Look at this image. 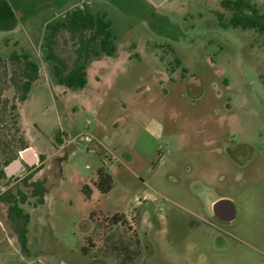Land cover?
Returning a JSON list of instances; mask_svg holds the SVG:
<instances>
[{
    "label": "rangeland",
    "instance_id": "1",
    "mask_svg": "<svg viewBox=\"0 0 264 264\" xmlns=\"http://www.w3.org/2000/svg\"><path fill=\"white\" fill-rule=\"evenodd\" d=\"M223 1L0 0V264H137L143 228L154 262L264 264V33L230 26ZM77 9L112 22L117 52L92 61L87 86L73 90L47 55L49 26ZM54 42L72 67L77 40L61 30ZM15 52L40 67L24 102ZM18 160L27 170L8 175ZM39 167L31 181L48 194L34 207L24 181ZM18 191L29 196L27 251L1 201ZM220 199L234 203V221L214 215Z\"/></svg>",
    "mask_w": 264,
    "mask_h": 264
},
{
    "label": "trees",
    "instance_id": "2",
    "mask_svg": "<svg viewBox=\"0 0 264 264\" xmlns=\"http://www.w3.org/2000/svg\"><path fill=\"white\" fill-rule=\"evenodd\" d=\"M222 6L232 13L229 21L230 26L245 30L254 29L257 32L264 33V11L261 12L253 0H224ZM220 17L223 22V15ZM224 25L226 26V24ZM49 28L52 31L49 37L47 58L55 63L54 77L57 84L68 89L79 90L85 88L88 83V67L92 61L104 55L114 56L117 52L112 22L105 15L94 14L86 9H77L69 12L64 21L50 25ZM61 30L68 31L79 45L77 57L72 67L68 66L54 52V38ZM11 58L23 63L21 83L16 76L12 78V81L17 93L20 94L18 100L24 102L30 94L33 83L39 78L40 67L27 52L23 54L15 52ZM60 142L62 143V141ZM40 170L41 167L32 170L24 181L32 189L31 197L36 199V202L33 203L34 207L44 204L48 194L45 180L31 181ZM97 176L98 189L102 193H109L114 186L111 175L104 168H100ZM29 181L31 182L29 183ZM83 192L87 198H90L91 189L88 185L83 187ZM28 200L29 196L22 191H18L17 195L7 192L1 197V201L6 202L9 206L8 217L14 225L23 251L28 250V226L31 216L21 205L27 204Z\"/></svg>",
    "mask_w": 264,
    "mask_h": 264
},
{
    "label": "water",
    "instance_id": "3",
    "mask_svg": "<svg viewBox=\"0 0 264 264\" xmlns=\"http://www.w3.org/2000/svg\"><path fill=\"white\" fill-rule=\"evenodd\" d=\"M23 157H25L30 164L35 163V157L32 155L31 150L24 151ZM22 170L26 171L27 168L23 166L22 161L18 160L7 167V174L12 175L14 172ZM214 215L225 222H232L237 217V209L234 203L229 199H220L213 204Z\"/></svg>",
    "mask_w": 264,
    "mask_h": 264
},
{
    "label": "flooded vegetation",
    "instance_id": "4",
    "mask_svg": "<svg viewBox=\"0 0 264 264\" xmlns=\"http://www.w3.org/2000/svg\"><path fill=\"white\" fill-rule=\"evenodd\" d=\"M146 215H148V213H146ZM149 217L150 219L153 220L151 216ZM148 235H149V232L143 228L141 232V238L139 241L140 242L139 245H141V247L138 250L139 257H138L137 264H173L167 260L158 261V262L153 261V257L155 256V245L152 242V240L148 237ZM181 262H182L181 264H191L190 261H188L187 259H182Z\"/></svg>",
    "mask_w": 264,
    "mask_h": 264
},
{
    "label": "crops",
    "instance_id": "5",
    "mask_svg": "<svg viewBox=\"0 0 264 264\" xmlns=\"http://www.w3.org/2000/svg\"><path fill=\"white\" fill-rule=\"evenodd\" d=\"M38 158V157H37ZM23 159L25 160V161H28V160H26L25 159V157H23ZM48 159V158H47ZM28 165H30V166H33V165H36V160H35V163H33V164H30L29 163V161H28ZM12 223V222H11ZM11 223H9L8 221H5V224L7 225V226H11V229L13 230V232H15V229H14V225L12 226L11 225ZM86 223L88 224L87 226H86V231L88 232V233H90V231H92L93 230V227H94V222L92 221V214H91V216H90V219H89V221L87 220L86 221ZM92 229V230H91ZM16 233V232H15ZM17 235V234H16ZM17 239H18V236H17ZM19 241V240H18ZM85 257H87L88 255H84Z\"/></svg>",
    "mask_w": 264,
    "mask_h": 264
},
{
    "label": "built area",
    "instance_id": "6",
    "mask_svg": "<svg viewBox=\"0 0 264 264\" xmlns=\"http://www.w3.org/2000/svg\"><path fill=\"white\" fill-rule=\"evenodd\" d=\"M82 141L86 142V143H92L93 139L89 136H85L84 138H81Z\"/></svg>",
    "mask_w": 264,
    "mask_h": 264
}]
</instances>
